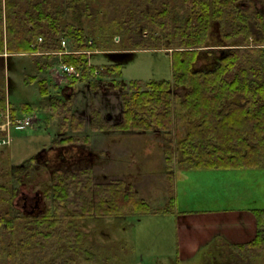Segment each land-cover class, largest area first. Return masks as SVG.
Instances as JSON below:
<instances>
[{
  "label": "trees",
  "instance_id": "trees-1",
  "mask_svg": "<svg viewBox=\"0 0 264 264\" xmlns=\"http://www.w3.org/2000/svg\"><path fill=\"white\" fill-rule=\"evenodd\" d=\"M79 1L64 5L71 9ZM124 1L127 10L123 16L112 27L101 29L107 40L93 39L90 44L85 41L84 29L61 26L66 10H56L54 1L0 0V56L61 52L60 39L66 35L70 47L77 44L76 51L81 53L64 55L63 60L86 67L84 52L115 50L110 49L113 33L130 46L129 52L168 54L166 50H172L173 83L187 93L174 94L170 80H151V91L124 95L120 124H107L94 108L93 131L159 129L169 133L185 124L188 133L178 145L182 166L197 170L264 169V13L245 12L240 5L244 0ZM216 22L222 41L232 48L221 49L213 68L196 69L201 50L212 41ZM101 69L121 72L122 66ZM7 106L5 82L0 79V113ZM65 124L75 132L84 128L82 120L73 115L66 116ZM75 142L79 141L69 137L59 144ZM167 153L172 156L169 150ZM0 190L7 192L8 187L0 185ZM16 196L14 192L8 206L1 201L0 264L94 263L98 255L83 246L84 220L152 212L133 186L128 188L123 179L97 183L90 167L55 171L52 187L46 191L48 208L38 217H22L11 202ZM174 200L172 195L168 208H173ZM253 213L256 236L248 243L231 245L238 257L234 264H252L255 255L264 253V209Z\"/></svg>",
  "mask_w": 264,
  "mask_h": 264
},
{
  "label": "rangeland",
  "instance_id": "rangeland-1",
  "mask_svg": "<svg viewBox=\"0 0 264 264\" xmlns=\"http://www.w3.org/2000/svg\"><path fill=\"white\" fill-rule=\"evenodd\" d=\"M51 1H54L56 10H66L61 26L67 28L72 25L84 29L85 41L88 43L93 39L100 42L107 40L101 29L112 27L113 22L127 10L124 0H82L72 5L71 9H66L64 5L70 0ZM240 5L245 12L264 13V0H244ZM143 35L147 36L148 32L144 31ZM112 37L114 45L109 48L115 50H98L91 59L99 66L119 64L122 66L121 72L108 73L100 69L97 74L87 63L86 67H78L81 71L79 78H71L57 71L58 57L41 53L0 56V79L5 82L8 98V106L0 114H10L12 118L18 114L27 115L33 123L32 128L25 132L11 126L10 132L0 131L1 143L12 138L10 144H0V185L8 187L7 192L0 190V210L3 208L1 201L8 206L12 194L16 192L17 196L11 202L18 213L24 218L38 217L48 208L46 191L52 187L55 171L90 167L95 182L108 183L123 179L128 188L133 186L139 192L152 210L150 214L142 216L84 220L83 246L91 248L98 255L97 261L91 264L236 263L237 255L231 250V245L226 244L212 245L207 254H204L206 250H201L202 253L199 251L194 259L182 258L179 261L177 224L184 216L179 213L193 211L191 215L199 216L202 212L205 214L212 210L218 213L234 210L252 213L253 209H264V169L205 171L207 174H198L200 172L195 170L190 172V169L189 174H183L182 179L185 181L178 183L179 175L188 169L180 164L183 158L178 147L188 133L185 124L174 127L169 133L159 129L93 131L91 123L94 108L101 113L107 124H120L123 121L124 95L130 96L137 90L151 91V80H170L174 94L184 96L187 93V90L173 83L170 59L172 50H166L168 54L129 52L130 46L122 43L120 36L113 33ZM61 39L71 43L66 35ZM211 40L209 46L201 50L196 69L213 68L222 55L221 49L232 48L222 41L217 22L213 25ZM75 46L78 47L77 44ZM74 48L70 47L76 50ZM50 74L59 83L62 80L61 89L55 88L56 82L50 87V94L55 97L62 93L60 97L51 99L41 93L40 81L46 80ZM32 76L35 77L34 81L30 79ZM75 82L81 83L79 95L82 99L76 117L82 120L84 128L79 132L65 124L66 116H75L72 112V94L78 89ZM101 86L109 92L108 95L101 93ZM98 106L109 121L104 119ZM13 109L18 112L13 114ZM69 137L79 142L59 144ZM87 138L90 143L85 142ZM239 176L247 178L244 177L246 180L237 186L231 178ZM199 179H204V182H198ZM212 179H216V185L221 187L217 193H213V199L210 197L213 190L209 189L213 185ZM174 184L176 187L173 193ZM237 189L248 198L236 197ZM172 195L175 198L174 206L168 208ZM199 201L213 202L200 204ZM233 201L246 202L236 205ZM251 263L264 264V253L255 255Z\"/></svg>",
  "mask_w": 264,
  "mask_h": 264
},
{
  "label": "crops",
  "instance_id": "crops-1",
  "mask_svg": "<svg viewBox=\"0 0 264 264\" xmlns=\"http://www.w3.org/2000/svg\"><path fill=\"white\" fill-rule=\"evenodd\" d=\"M93 55V54H92ZM91 55V58H92ZM90 58V56H89ZM92 60V59H91ZM93 62V61H92ZM94 64V63H93ZM95 66H99L98 63L94 64ZM100 67V66H99ZM53 70V69H52ZM31 81L35 80V77L32 76ZM39 82V81H38ZM53 82H56L55 88L56 89H61L63 87L62 80H60V83L50 74V77H47L46 80L40 81V84H42L44 87L43 90H41L42 95L48 96L52 98L60 97L62 93L57 94L55 97L51 95L50 87L52 86ZM76 83V82H75ZM78 83V82H77ZM76 83V86H78V89L75 90L73 97V103H72V112L75 116H78L76 111L79 109L80 106V101H81V96L79 95L80 93V84L81 83ZM102 89L101 93L104 94H109L108 91L105 90L104 87H100ZM72 90V89H71ZM56 92V91H55ZM70 94V93H68ZM79 96H78V95ZM56 101H53V103ZM104 105L108 107V104L104 102ZM29 106V105H28ZM30 109L32 108L29 106ZM13 108V107H12ZM98 108L102 111L101 107L98 106ZM33 110V109H31ZM33 112V111H32ZM103 113V111H102ZM104 119L109 121V119L104 115ZM61 134V131L59 130V135ZM56 142V141H55ZM85 142L90 143V139L87 138ZM54 143V142H53ZM106 154V153H105ZM192 170L198 171L200 173L198 174H207L205 171H217V170H197V169H187L179 175V179L177 180L178 183H182L185 180L183 178L184 173H188L189 171L192 172ZM246 170H256V169H244V170H239V171H246ZM222 171V170H218ZM228 171V170H227ZM233 171H238V170H233ZM244 177L247 178V176H239L238 178H231L236 181L237 186L241 184L242 181L246 180ZM244 178V179H242ZM174 183L176 182V179H174ZM207 182L208 179H205ZM214 180V181H213ZM216 179H212L211 182H213L211 187L209 188L213 191L210 192L211 198H215L213 193H217V190L221 188L220 186L216 185L217 182L215 181ZM198 182H204V179H199ZM216 182V183H214ZM249 182V181H247ZM231 183V181H229ZM242 185V184H241ZM176 184H174L173 188V193L175 191ZM169 191V190H168ZM170 192H168L169 194ZM236 197H239L241 199H247V195L242 194L238 189L236 191ZM167 201H169V197L167 196ZM209 198V197H208ZM208 203L213 202V201H199L200 204L203 203ZM219 201H215V203H218ZM234 202V201H233ZM246 201H239V202H234L236 205H241L242 203L244 204ZM256 209L252 210L251 212H243L242 210H234L231 212H223L221 211L218 213V211L212 210V211H207L205 214H202L197 216V215H191L193 211H185L181 212L179 214H184L183 220L180 221L177 224V231H178V243H179V248H178V254H179V261L181 259L185 260H191L194 259V257L197 256L199 251L202 253V251L206 250V253H209V249H211L212 245H218V244H226V245H238V244H244L252 241L257 232V224H256V219L254 216L253 211ZM195 248V249H194ZM202 250V251H201ZM185 255V256H184Z\"/></svg>",
  "mask_w": 264,
  "mask_h": 264
},
{
  "label": "built area",
  "instance_id": "built-area-1",
  "mask_svg": "<svg viewBox=\"0 0 264 264\" xmlns=\"http://www.w3.org/2000/svg\"><path fill=\"white\" fill-rule=\"evenodd\" d=\"M42 41V39H40ZM92 44V41L90 42ZM62 46L66 48L67 42L66 40L62 41ZM68 53V52H66ZM76 53V52H75ZM60 55L64 53H59ZM89 67H91V64H89ZM56 69L59 73L66 77L71 78H79L81 76V71L74 65H69L65 63L63 60H60L57 63ZM98 74V71H95ZM10 126L16 127L18 130L26 131L32 126V119L29 116H23L19 117L16 116L15 118H12L10 114H0V131L7 132L9 130L10 132ZM10 143V140H4L3 143L0 142V144Z\"/></svg>",
  "mask_w": 264,
  "mask_h": 264
}]
</instances>
